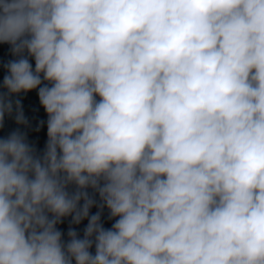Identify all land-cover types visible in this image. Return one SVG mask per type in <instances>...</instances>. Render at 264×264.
<instances>
[{"label":"clouds","instance_id":"obj_1","mask_svg":"<svg viewBox=\"0 0 264 264\" xmlns=\"http://www.w3.org/2000/svg\"><path fill=\"white\" fill-rule=\"evenodd\" d=\"M0 45V264H264V0H0Z\"/></svg>","mask_w":264,"mask_h":264},{"label":"trees","instance_id":"obj_2","mask_svg":"<svg viewBox=\"0 0 264 264\" xmlns=\"http://www.w3.org/2000/svg\"><path fill=\"white\" fill-rule=\"evenodd\" d=\"M12 58L13 57L10 54L8 46L0 45V80H2V77L5 74L3 65ZM20 99L25 117L29 121V127H22L21 131L27 132L28 141L33 144L38 151L42 150L46 141V124L40 128L39 132H36L35 128L40 121H46V116L39 105V101L35 92L22 95ZM16 127L17 126L14 123V118L6 117L3 128H0V136L7 135L11 131L15 130Z\"/></svg>","mask_w":264,"mask_h":264}]
</instances>
